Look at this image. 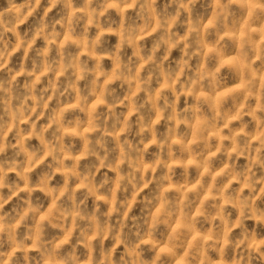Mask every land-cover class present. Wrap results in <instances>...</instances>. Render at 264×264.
<instances>
[{
    "label": "clouds",
    "instance_id": "obj_1",
    "mask_svg": "<svg viewBox=\"0 0 264 264\" xmlns=\"http://www.w3.org/2000/svg\"><path fill=\"white\" fill-rule=\"evenodd\" d=\"M0 264H264V0H0Z\"/></svg>",
    "mask_w": 264,
    "mask_h": 264
}]
</instances>
